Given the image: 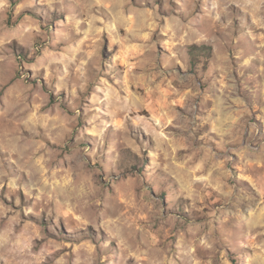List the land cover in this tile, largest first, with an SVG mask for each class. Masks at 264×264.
I'll return each mask as SVG.
<instances>
[{"label":"rangeland","instance_id":"374dc122","mask_svg":"<svg viewBox=\"0 0 264 264\" xmlns=\"http://www.w3.org/2000/svg\"><path fill=\"white\" fill-rule=\"evenodd\" d=\"M6 4L0 2V37L13 45L20 39L32 53L25 71L29 77L33 70L43 73L45 92L51 76L61 89L59 98L66 97L63 88L71 74L78 70L87 79L89 62L111 54L113 46L119 49V87L113 77L89 81L87 92H77L95 103L92 112L81 107L77 114L61 104L52 120L40 109L32 123L50 130L40 127V137L22 133L16 145L21 155L27 152V173L12 158L0 168V245L14 238L20 264H64L65 253L71 257L67 264H75L76 245L64 238L67 229L48 230L43 201L73 179V170L101 167L107 157L93 142L105 141L110 131L113 147L134 152L139 145L124 136L131 126L150 142V159L169 177L171 191L144 187L136 171L111 182L126 205L124 215L106 229L116 264H264V27L257 10L239 0L227 7L203 0L193 13L203 19L189 23L183 11L160 16L162 4L155 12L149 4L135 10L139 25L133 28L143 31L141 42L134 43L122 38L127 29L122 10L96 8L88 0L69 8L63 0ZM97 12L107 17L99 41ZM178 50L192 54L191 71ZM157 51L174 57L179 70H166L171 60L164 70L158 68ZM27 85L34 86V80L25 79L21 87ZM56 100L49 97L50 103ZM74 115V127H56ZM26 206L34 211L26 214Z\"/></svg>","mask_w":264,"mask_h":264},{"label":"clouds","instance_id":"9594fccd","mask_svg":"<svg viewBox=\"0 0 264 264\" xmlns=\"http://www.w3.org/2000/svg\"><path fill=\"white\" fill-rule=\"evenodd\" d=\"M7 7L6 0H0ZM46 0H35V3L43 4ZM82 0H63L65 8L71 7L73 3L79 5ZM88 2L96 8L105 7L109 10H122L127 23V29L123 34V39L134 43L141 42L140 33L143 28L137 26L133 28V24L139 25V19L135 17V10L144 8L151 4L153 11L162 4L160 16L165 13L168 16L184 12V19L189 23H197L200 13H193L196 7L203 0H88ZM227 7L236 2V0H220ZM239 3L250 6L257 10L261 17V27H264V0H239ZM44 16L42 24H47L48 13L41 8L39 10ZM238 17V13H233ZM102 13L97 12L95 19L96 39L100 40L103 35V28L107 17L101 18ZM111 23V21H108ZM231 23V18L223 26L226 28ZM119 27V26H117ZM144 27H148L145 25ZM36 33H33L35 35ZM51 39L56 40L57 37L51 33ZM15 39V37H13ZM99 48V45H97ZM119 49L113 46L109 52H105L102 58H97L89 62L88 77L82 79L83 73L78 70L71 74L69 82L63 88L66 92V97L59 98L58 89L54 86L51 76L49 77V87L47 91L43 89L39 78L43 75L36 70L32 71L29 77L26 69L31 67L33 55L24 46L20 39H16V44L13 45L11 40L6 37H0V151L7 152V157L0 156V168H7V160L12 158V163L17 164L21 173H27V165L29 159L27 152L25 155L17 150L16 145L24 137L22 133H27L29 137H40L42 133L40 127H44V131H49V127L45 125L33 124V119L37 116L40 109L43 108L46 113L50 114L52 120H56L58 115V105H64L65 108H71L74 113H79L81 107L87 112H92L96 105L93 102L88 103V97L77 95V92L83 94L88 91L89 81L94 83H106L109 79L119 87L116 82L118 80V65L119 57L117 56ZM180 51V50H178ZM117 56L116 61L112 57ZM143 56V53H141ZM187 57L186 67L191 71L193 57L190 52L180 51V58L183 60ZM172 61L167 71L179 70L176 68L175 58L171 57L168 52L157 51L158 68L164 70V64ZM25 79H33L35 85H27L21 87ZM99 91V89H97ZM56 96L57 100L50 103L49 97ZM76 116L71 119L60 122L57 121V128L74 127ZM83 127H87L85 124ZM128 139L135 141L139 147L130 152L117 145L113 147L112 133L108 134L105 141L100 143L93 142L97 151L101 155H106V159L99 169L89 166L87 171L80 172L73 170V179L52 193L50 197L43 201V209L46 211L48 218V230L53 233H61L63 229L67 232L62 233L65 239L72 241L76 247L75 264H116V250L113 247V239L107 234V226L119 220L126 211V205L120 199V192L114 189L113 180H119L122 175L128 171H136L144 181V187L155 189L164 193H170L171 181L169 177L161 170L155 162L150 158L152 149L150 142L145 138L144 134L137 129L129 126L124 133ZM123 143V142H121ZM102 145V146H101ZM147 146V147H145ZM99 171V175L97 172ZM107 177L108 182H105ZM31 179V176H30ZM3 182L0 181V188ZM15 195L14 191L9 192V196ZM153 198L156 197L153 193ZM19 204V200H17ZM31 207H25V213L33 212ZM37 215L39 213H36ZM19 224V220H15ZM27 227V226H26ZM8 236L12 235L11 226L6 229ZM91 241L90 245L79 244V240ZM19 252L13 239L5 240L3 245H0V259L7 264H20L17 260ZM64 264L71 259L69 253L64 254L62 258ZM60 264V262H58Z\"/></svg>","mask_w":264,"mask_h":264}]
</instances>
